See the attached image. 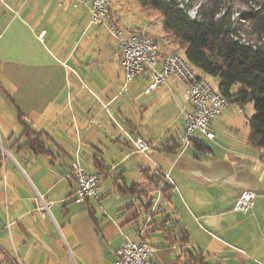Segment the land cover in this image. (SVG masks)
<instances>
[{
  "label": "crops",
  "instance_id": "0c3cea01",
  "mask_svg": "<svg viewBox=\"0 0 264 264\" xmlns=\"http://www.w3.org/2000/svg\"><path fill=\"white\" fill-rule=\"evenodd\" d=\"M79 2L0 0L1 264H112L124 238L155 249L157 264H264L253 108L231 103L211 123L214 141L194 133L182 150L186 86L169 78L148 92L144 73L124 87L106 28L137 33L118 26L123 0L103 27L89 25ZM156 42L162 55H183L163 28ZM131 136L148 151L137 153ZM73 163L100 175L99 202H75L76 183L63 176ZM242 191L255 194L246 215L233 210ZM158 196L150 214L142 201Z\"/></svg>",
  "mask_w": 264,
  "mask_h": 264
},
{
  "label": "trees",
  "instance_id": "16d2710c",
  "mask_svg": "<svg viewBox=\"0 0 264 264\" xmlns=\"http://www.w3.org/2000/svg\"><path fill=\"white\" fill-rule=\"evenodd\" d=\"M136 1L159 14L164 36L183 50L178 57L198 71L199 78L216 79L214 89L229 105L253 106L248 144L261 150L264 160V0H233L256 7L240 19L248 30L232 19L226 0H203L194 18L188 15L195 6L189 0ZM29 143L35 153L49 154L40 141Z\"/></svg>",
  "mask_w": 264,
  "mask_h": 264
},
{
  "label": "built area",
  "instance_id": "2783aa9c",
  "mask_svg": "<svg viewBox=\"0 0 264 264\" xmlns=\"http://www.w3.org/2000/svg\"><path fill=\"white\" fill-rule=\"evenodd\" d=\"M79 3L88 13L90 26L103 27L107 25L111 9H107L106 0H80ZM106 28L109 37L116 42L118 47L124 87L144 73H148L151 77L148 92L164 85L169 78H176L186 86L187 100L191 109L189 112L182 113L180 138L182 150L189 147L194 133L201 134L208 141H214L211 123L227 109L228 101L221 98L208 81H204L198 76H192L190 67L183 66L177 55H172L171 58H160L157 42L149 36L135 33L126 39L117 26L108 23ZM129 140L137 153L144 154L148 151L149 146L142 138L131 136ZM63 176L67 179L71 176L76 183V203L100 201V175L86 174L78 164L73 163L70 166V175ZM169 182L168 176H165L164 183L170 184ZM254 200L253 192L242 191L233 210L246 215L252 210ZM142 202L152 214L158 205L159 196L155 201L144 198ZM154 255V249L141 239L124 238L114 254L112 264H157ZM11 264L19 263L12 261Z\"/></svg>",
  "mask_w": 264,
  "mask_h": 264
},
{
  "label": "rangeland",
  "instance_id": "374dc122",
  "mask_svg": "<svg viewBox=\"0 0 264 264\" xmlns=\"http://www.w3.org/2000/svg\"><path fill=\"white\" fill-rule=\"evenodd\" d=\"M112 3L114 0H110ZM187 2L188 0H184ZM195 6L192 10L188 12V15L191 18L195 17V11L197 6L203 2V0H189ZM110 2V4H111ZM226 6L231 9L232 19L243 29L248 30V24L243 20H240L243 15L248 14L250 11H254L256 7L252 4L249 6L243 5L238 1L226 0ZM113 12L114 7L110 8ZM116 15L119 17L118 26L123 30L125 36L129 35L131 32H137L143 35H147L156 41H159V38L162 35V19L159 14L150 9H143L136 0H123V5L116 7ZM239 22V23H238ZM245 37V36H244ZM160 49V48H159ZM176 54L168 55H177L181 57L179 49L176 50ZM178 53V54H177ZM195 73H198L195 71ZM209 84L213 88H217V80L212 78H206ZM239 86H235V89ZM248 106L252 107L251 104ZM254 112V111H253ZM155 250V249H154Z\"/></svg>",
  "mask_w": 264,
  "mask_h": 264
},
{
  "label": "bare ground",
  "instance_id": "6f19581e",
  "mask_svg": "<svg viewBox=\"0 0 264 264\" xmlns=\"http://www.w3.org/2000/svg\"><path fill=\"white\" fill-rule=\"evenodd\" d=\"M110 2H111L110 0H106L107 9L111 8ZM158 53H159L160 58H171V56H169V55H162V53L159 51V49H158ZM178 59L181 61V64H183V66H188L187 63L183 59H181L180 57H178ZM191 74H192V76H197L192 70H191ZM204 81H206V80H204ZM220 97L224 98L221 95H220Z\"/></svg>",
  "mask_w": 264,
  "mask_h": 264
}]
</instances>
